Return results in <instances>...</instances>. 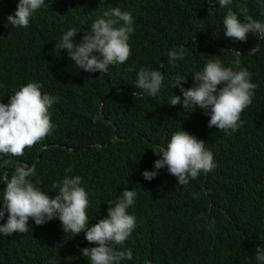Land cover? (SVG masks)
<instances>
[{
    "label": "trees",
    "instance_id": "1",
    "mask_svg": "<svg viewBox=\"0 0 264 264\" xmlns=\"http://www.w3.org/2000/svg\"><path fill=\"white\" fill-rule=\"evenodd\" d=\"M232 1L242 22L241 7L264 22V0ZM18 2L0 0V102L7 104L28 82L41 83V91L58 100L49 109L54 128L44 140L19 157L0 154V178L15 162L35 166L47 147L30 180L54 197V183L65 175L81 176L89 227L108 215L125 188L136 191L127 209L136 227L124 245L115 246L131 249L133 257L120 264H258L257 247H264V39L253 33L246 41L226 37L219 0H45L28 28L7 23ZM114 7L134 18L129 59L110 65L107 73L78 68L67 50L55 45L72 28L77 30L73 42L79 43ZM181 46L183 59L170 62L167 52ZM236 51L258 87L235 132L209 127L210 115L198 106L189 112L169 104L172 95L183 99L177 77H185V89L193 87L194 73L208 60L219 58L234 68ZM141 68L163 71L156 96L135 88ZM117 90L122 92L108 98L104 117L102 101ZM180 129L205 141L216 168L183 186L166 166L151 181L144 179L142 172L154 170L159 158L151 147H166ZM116 133L109 146H92L110 142ZM5 187L0 181V207ZM6 220L7 212L0 224ZM28 224V233L0 234V264H91L82 249L96 245L84 232H64L59 218L43 225L29 219Z\"/></svg>",
    "mask_w": 264,
    "mask_h": 264
},
{
    "label": "clouds",
    "instance_id": "2",
    "mask_svg": "<svg viewBox=\"0 0 264 264\" xmlns=\"http://www.w3.org/2000/svg\"><path fill=\"white\" fill-rule=\"evenodd\" d=\"M212 3L213 0H209V4ZM236 3L231 0H219V6L223 9L221 20L225 36L234 41H246L248 33H253L264 39V22L253 19L248 15L247 7H241L244 16L242 22L234 11ZM44 4L45 0H19L14 14L8 15L7 23L16 28H28L33 14ZM261 7H264V4H261ZM133 20L130 11L114 7L105 11L102 18L91 24L90 31L83 34L79 43L73 42L77 30L72 28L64 32L62 39L55 46L60 50L66 49L68 57L78 68L90 73H107L110 65L123 64L131 55L128 41L135 30ZM184 55L183 46L167 52L170 62L183 59ZM240 55L241 53L236 51L234 68L224 66L219 58L208 60L202 70L194 73L193 79L196 83L193 87L185 89L181 83L185 77H177L175 86L180 87L183 99L181 96L172 95L169 104H181L184 110L189 112L198 106L210 115L209 127L215 126L225 133L235 132L243 123L240 119L241 113L252 104L254 91L258 87L252 82L248 69L241 67ZM161 59L163 67L164 59L162 62ZM163 79V71L141 68L135 88L142 90V94L156 96L162 87ZM42 87L41 83L28 82L11 95L7 104L0 102V154L22 156L25 148L33 147L52 132L54 125L49 109L58 97L43 93ZM119 92L122 90L111 93ZM104 99L101 112L105 117L104 106L108 98L105 102ZM112 140L108 143L111 144L115 139ZM95 144L92 146L104 147L94 146ZM64 148L74 150L70 147ZM151 148L159 158L154 161V170L142 172L144 179L149 181L166 166L169 174L175 176L178 184L183 186L197 179L201 173L213 171L217 166L212 151L205 147V141L197 139L183 129L171 135L166 147L154 144ZM46 149L47 147L37 162H41ZM66 171H72L71 167ZM35 173V166L21 163L15 167L10 177L8 172L0 178V181L6 184L2 193L3 207H0V219H3L7 212L6 222L0 224V234L10 236L14 233H28L29 219L36 225H43L59 218L64 232H71L73 236L84 232L85 239L96 245L82 249V255L89 258L91 264H120L122 260L132 259L131 249L117 251L115 246L124 245L136 227L135 216L127 211L134 204L137 196L135 190L125 188L121 198L114 206L108 208V215L89 227L86 212L89 199L85 188L81 186V176L65 175L61 183L52 185L58 192L54 197H50L48 192L40 190L30 180ZM39 183L41 181L37 179L36 184ZM108 204L112 205L111 202ZM255 259L258 264H264V247H257Z\"/></svg>",
    "mask_w": 264,
    "mask_h": 264
},
{
    "label": "water",
    "instance_id": "3",
    "mask_svg": "<svg viewBox=\"0 0 264 264\" xmlns=\"http://www.w3.org/2000/svg\"><path fill=\"white\" fill-rule=\"evenodd\" d=\"M260 47H261V45L258 47V49H259ZM255 51H257V49L254 50L253 52H255ZM162 61H163V59H161V62H162ZM112 94H113V93H110V95H112ZM110 95L107 96V97L104 99V102H105V100H106L107 98L110 97ZM116 137H117V135L114 136L113 140L116 139ZM113 140H112V141H113ZM108 144H110V143H108ZM108 144H95L94 146H105V145H108ZM39 161H40V160H39ZM38 163H39V162H37L35 166H37ZM16 165H17V163H15V164H13L11 167H9V169L5 172V174H6V173L8 174V172H11V171L16 167Z\"/></svg>",
    "mask_w": 264,
    "mask_h": 264
}]
</instances>
